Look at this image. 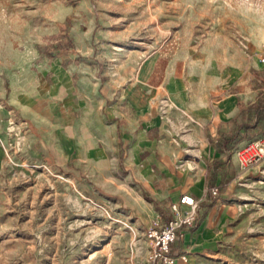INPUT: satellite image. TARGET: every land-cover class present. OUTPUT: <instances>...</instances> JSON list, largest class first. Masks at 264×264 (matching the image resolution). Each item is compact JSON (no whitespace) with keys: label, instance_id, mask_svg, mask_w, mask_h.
Listing matches in <instances>:
<instances>
[{"label":"rangeland","instance_id":"obj_1","mask_svg":"<svg viewBox=\"0 0 264 264\" xmlns=\"http://www.w3.org/2000/svg\"><path fill=\"white\" fill-rule=\"evenodd\" d=\"M154 52L227 77L251 71L264 60V0H0V264L147 262L141 214L36 159L10 94L12 76L42 62L119 79ZM229 203L231 229L210 264H264V161L240 168Z\"/></svg>","mask_w":264,"mask_h":264},{"label":"crops","instance_id":"obj_2","mask_svg":"<svg viewBox=\"0 0 264 264\" xmlns=\"http://www.w3.org/2000/svg\"><path fill=\"white\" fill-rule=\"evenodd\" d=\"M262 61L227 77L154 52L115 79L61 57L14 74L10 102L35 158L70 174L86 193L141 214L146 242L149 228L173 217L172 202L192 194L195 223L177 231L169 253L174 264H210L231 229L235 150L248 140L249 105L264 91ZM146 258L150 264L149 248Z\"/></svg>","mask_w":264,"mask_h":264},{"label":"built area","instance_id":"obj_3","mask_svg":"<svg viewBox=\"0 0 264 264\" xmlns=\"http://www.w3.org/2000/svg\"><path fill=\"white\" fill-rule=\"evenodd\" d=\"M235 156L243 172H249L264 161V134L247 140L235 150ZM218 187H214L215 192ZM187 208L181 210L180 204ZM174 215L160 227H151L146 232L150 246V264L158 261L164 264H174L176 256L169 253L170 244L175 239L177 231L183 226H191L199 207V201L192 194L184 193L178 201L171 204ZM181 258L185 260V256Z\"/></svg>","mask_w":264,"mask_h":264},{"label":"trees","instance_id":"obj_4","mask_svg":"<svg viewBox=\"0 0 264 264\" xmlns=\"http://www.w3.org/2000/svg\"><path fill=\"white\" fill-rule=\"evenodd\" d=\"M249 117L242 124L243 137L250 138L264 131V91H260L257 100L249 105Z\"/></svg>","mask_w":264,"mask_h":264}]
</instances>
